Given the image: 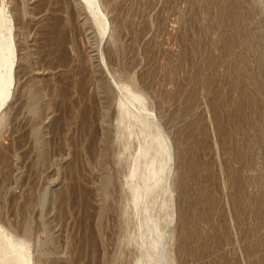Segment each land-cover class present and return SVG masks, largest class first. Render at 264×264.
Listing matches in <instances>:
<instances>
[{
  "label": "rangeland",
  "instance_id": "obj_1",
  "mask_svg": "<svg viewBox=\"0 0 264 264\" xmlns=\"http://www.w3.org/2000/svg\"><path fill=\"white\" fill-rule=\"evenodd\" d=\"M99 4L102 40L84 0H0V224L30 264H264V0Z\"/></svg>",
  "mask_w": 264,
  "mask_h": 264
},
{
  "label": "bare ground",
  "instance_id": "obj_2",
  "mask_svg": "<svg viewBox=\"0 0 264 264\" xmlns=\"http://www.w3.org/2000/svg\"><path fill=\"white\" fill-rule=\"evenodd\" d=\"M84 3L86 4L88 11L92 14L94 20L101 27L102 40L108 30V23L106 22L105 14L102 13V10L100 8L99 0H84ZM6 9V7L0 5V106H2L4 101L9 96L11 90L14 88L13 74L15 67L17 66V55L13 36V20L11 15L6 12ZM132 96L136 100H140L139 95L132 94ZM119 108L121 110L122 117L131 114L123 100H119ZM134 117L136 119H139L140 122H145L146 124L145 120L140 119L138 116ZM1 120L2 116H0V121ZM152 138L146 140V142L142 146H140V156L146 157L147 165L152 166V168L154 169V164H156V157L158 156L159 150L154 148V154L151 153V149L153 148ZM155 139L157 140L156 142H158L162 146H160V149H163L167 156L168 145L161 136L160 132L155 135ZM136 170L137 165L133 168L131 172L132 175L135 174ZM136 188L137 187L133 188V193L135 196H137L138 194V190H136ZM0 236L2 238L3 243L6 245L5 250H3V253L0 255V264H8L10 262V259L14 261V264H30L32 254L28 242L26 241V239H24L25 237L21 238L15 235L11 231H8L1 224Z\"/></svg>",
  "mask_w": 264,
  "mask_h": 264
}]
</instances>
